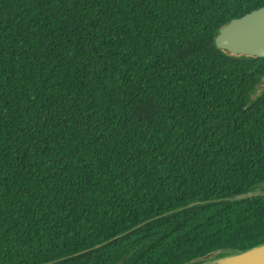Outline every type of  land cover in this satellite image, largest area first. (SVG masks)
Segmentation results:
<instances>
[{
  "label": "trees",
  "instance_id": "1",
  "mask_svg": "<svg viewBox=\"0 0 264 264\" xmlns=\"http://www.w3.org/2000/svg\"><path fill=\"white\" fill-rule=\"evenodd\" d=\"M262 5L0 0V264H198L263 243L264 57L214 44Z\"/></svg>",
  "mask_w": 264,
  "mask_h": 264
},
{
  "label": "water",
  "instance_id": "2",
  "mask_svg": "<svg viewBox=\"0 0 264 264\" xmlns=\"http://www.w3.org/2000/svg\"><path fill=\"white\" fill-rule=\"evenodd\" d=\"M214 44L231 54L264 57V5L220 27ZM198 264H264V242Z\"/></svg>",
  "mask_w": 264,
  "mask_h": 264
},
{
  "label": "rangeland",
  "instance_id": "3",
  "mask_svg": "<svg viewBox=\"0 0 264 264\" xmlns=\"http://www.w3.org/2000/svg\"><path fill=\"white\" fill-rule=\"evenodd\" d=\"M264 90V77L254 86L252 92L250 93V98L256 97L259 93ZM264 185L259 186V189L262 188ZM215 257H209L206 260H210Z\"/></svg>",
  "mask_w": 264,
  "mask_h": 264
}]
</instances>
